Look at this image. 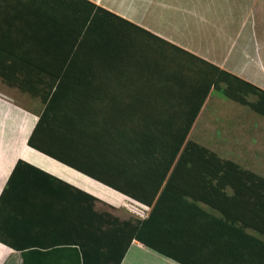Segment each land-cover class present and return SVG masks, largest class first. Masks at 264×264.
I'll return each mask as SVG.
<instances>
[{"label": "crops", "instance_id": "1", "mask_svg": "<svg viewBox=\"0 0 264 264\" xmlns=\"http://www.w3.org/2000/svg\"><path fill=\"white\" fill-rule=\"evenodd\" d=\"M86 1L0 0V264H23L21 250L27 248L75 246L104 211L122 220L139 218L128 210L140 212L128 203L131 198L80 170L84 155L52 147L69 140L51 137L50 118L43 119L36 141L65 159L29 143L60 80L56 74L66 70L70 79L71 65L78 66L80 82H94L93 90L81 93L136 105L140 98L146 103L167 95L168 76L185 74L177 50H186L204 61L202 67L218 66L264 89V0H88L110 11L114 21H127L126 56H118L122 43L112 42L111 57L72 58L85 41ZM215 91L220 90H210L187 140L264 177L258 165L264 147L255 131L262 121L224 94L242 107L219 111L224 119L204 121L201 113ZM235 115L238 121L231 123ZM198 127L208 134L221 130L216 134L222 140L192 139ZM88 195L94 204H87ZM140 205L146 218L151 207ZM252 205L190 204L181 211L179 233L156 237L170 255L134 239L121 264H264V217Z\"/></svg>", "mask_w": 264, "mask_h": 264}, {"label": "trees", "instance_id": "2", "mask_svg": "<svg viewBox=\"0 0 264 264\" xmlns=\"http://www.w3.org/2000/svg\"><path fill=\"white\" fill-rule=\"evenodd\" d=\"M86 4L85 41L77 44L71 57H111L115 51L111 50L112 42L122 43L118 56L125 57L123 43L127 47L125 42L131 35L123 30L127 21L116 18V22L110 11L88 0ZM177 51L182 54V80L171 73L166 81L167 95L146 98V103L140 98L134 101L136 105L130 99L81 93L84 88L93 90L94 82H80L76 77L78 66L71 65L70 79L66 70L56 74L60 80L29 143L65 159L36 141L43 119L50 118L51 137L69 140L52 147L65 148L72 156L84 155L80 170L138 204L151 207V211L146 218L134 220H122L104 211L96 227L88 224L85 236L72 242L75 246L23 249V264H121L134 239L168 254L156 237L159 232L179 233L181 211L190 204H255L252 206L264 217V177L205 145L187 140L212 87L262 116L264 89L218 66L207 63L210 67L206 69L199 65L201 58L186 50ZM177 54H170L171 59L176 56V60ZM89 67V73H93L94 65ZM87 204H94L90 195ZM217 207L227 218L232 217L225 207Z\"/></svg>", "mask_w": 264, "mask_h": 264}, {"label": "rangeland", "instance_id": "3", "mask_svg": "<svg viewBox=\"0 0 264 264\" xmlns=\"http://www.w3.org/2000/svg\"><path fill=\"white\" fill-rule=\"evenodd\" d=\"M263 54H264V50H263ZM249 98H252L253 99V96H250ZM242 105L238 104L237 102L235 101H232L228 98H226L223 93L221 91H215L212 95V100H211V103L205 108V110L201 113V116H202V119L204 121L206 120H213V119H219L221 120L223 117L220 115L221 110L223 109H232V108H241ZM249 108V107H248ZM250 112L252 114H254V120H257L258 123L262 121V125H258V127L256 128V133H257V137H258V140L260 142H262V146L264 147V116L262 115H259L258 113L254 112L252 109H250ZM226 117V119H228L231 114L228 113V116L227 117L226 115H224ZM200 119V121L202 120ZM224 119V118H223ZM238 121V118H237V115H235L231 121V123H235ZM221 130H218L216 133H219ZM214 133L213 131H211V134H208V130L206 128H196L195 131H193V134H192V139H197V140H201V141H204V142H209L210 141V138H212V136H214L212 138V140H214L215 138L218 139L219 137V134H216ZM208 136H210L208 138ZM217 136V137H216ZM255 141L257 142V138H254ZM218 140H222V138H219ZM260 158V162H258V165L259 167L261 166V168L264 169V151L261 152V154L258 156ZM253 164V163H252ZM255 165H257V163H254ZM128 200V203L129 204H135L139 209H140V212H136L130 208H128V210L135 214L136 216H138L139 218L143 217V214H145L144 212L141 211V205L138 204L136 201H133L131 199H127ZM105 209V208H104ZM18 264H20V262L18 261Z\"/></svg>", "mask_w": 264, "mask_h": 264}, {"label": "built area", "instance_id": "4", "mask_svg": "<svg viewBox=\"0 0 264 264\" xmlns=\"http://www.w3.org/2000/svg\"><path fill=\"white\" fill-rule=\"evenodd\" d=\"M146 214H143V217L145 216Z\"/></svg>", "mask_w": 264, "mask_h": 264}]
</instances>
